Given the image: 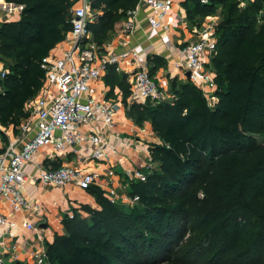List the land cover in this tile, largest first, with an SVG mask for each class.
Listing matches in <instances>:
<instances>
[{
    "label": "trees",
    "instance_id": "1",
    "mask_svg": "<svg viewBox=\"0 0 264 264\" xmlns=\"http://www.w3.org/2000/svg\"><path fill=\"white\" fill-rule=\"evenodd\" d=\"M79 1L0 0L20 14L19 21L0 25V61L6 71L0 75L1 128L16 131L27 118L25 106L45 80L42 62L72 31L71 10ZM90 4L99 14L87 33L102 50L139 0ZM181 6L190 28L221 13L216 52L207 65L216 76L219 102L209 107L192 82L169 76L170 100L130 103L128 75L107 67L108 98L115 99L118 91L127 116L139 127L150 122L162 141L149 149L158 168L145 182L130 183L129 195L139 202L127 210L91 187L98 209L82 206L85 216L76 211L72 219L64 218L66 235L56 236L47 248L51 264H151L156 244L166 242L172 253L193 231L210 239L208 264H264V144L255 138L264 136V0L244 6L238 0H185ZM167 65L161 56L147 57L155 80ZM1 134L0 154L9 146L8 136Z\"/></svg>",
    "mask_w": 264,
    "mask_h": 264
},
{
    "label": "built area",
    "instance_id": "2",
    "mask_svg": "<svg viewBox=\"0 0 264 264\" xmlns=\"http://www.w3.org/2000/svg\"><path fill=\"white\" fill-rule=\"evenodd\" d=\"M183 1L185 0H139L137 9L129 13L120 31V46L123 47L121 51H102L90 41L87 25L97 20L90 0H80L79 6L71 10L72 31L64 42L70 49L62 57L50 54L43 60L42 69L46 76L41 92L26 104L27 118L17 127V132L11 127L13 136L9 146L5 153L0 154V197L8 202L14 212L29 210L41 219L42 208L37 204H30L23 193L28 181L44 187L63 188L74 185L87 191L97 186L101 179L97 171L88 172L72 166L53 169L42 162L36 164L34 157L42 150H47L46 160L57 161L70 151L82 162L86 159L87 151L80 149V146L88 144L89 158L104 163L110 162L112 156L123 154L131 148L133 140L116 138L114 142H109L106 135L117 126L119 107L114 99L98 94L96 86L103 82L107 67L116 66L118 72L128 75L131 85L130 103L144 105L150 101L159 104L170 100V94L150 76L144 58L130 44L140 27L141 11L146 13L147 24L152 32L169 31L180 20L174 8ZM199 1L208 4L210 0ZM238 1L244 6L247 1L254 0ZM218 26L217 21L195 25L191 29L194 41L173 48L179 56L177 67L184 70L187 81L201 90L211 108L219 100L216 96V76L207 65L216 52ZM5 74L4 70L0 73L2 77ZM98 122L101 123V128L95 132ZM84 129L89 130L87 134L82 133ZM29 164L36 167L35 174L25 171ZM147 168L151 172L156 170L152 160ZM114 173L115 170L112 174ZM125 173L131 182L146 181V175L140 170H125ZM103 189L112 204L123 203L133 208L139 202L138 197H121L114 189ZM73 216L74 214L68 215L71 219ZM15 230L34 231L36 226L28 221L17 224L0 213V237L14 236ZM0 245L3 247V242ZM30 257L34 264H51L46 253L32 252ZM0 264H7L2 253Z\"/></svg>",
    "mask_w": 264,
    "mask_h": 264
},
{
    "label": "crops",
    "instance_id": "3",
    "mask_svg": "<svg viewBox=\"0 0 264 264\" xmlns=\"http://www.w3.org/2000/svg\"><path fill=\"white\" fill-rule=\"evenodd\" d=\"M182 3L177 4L174 8L180 20L176 26L169 31L152 32L147 24L146 13L140 12V27L131 40V46L137 49L139 54L144 58L147 63L149 55H158L167 61V68L161 69L156 79L160 86L167 93L169 80L171 78H179L186 81L187 76L184 70L177 67L179 56L173 49L176 46L186 45L194 41L191 34L190 24L187 20L185 10L181 6ZM79 4L76 5V7ZM95 15L99 12L94 11ZM20 20V14L10 11V6L7 9L0 4V25L4 22H17ZM221 21V13L219 12L214 17H206L203 22ZM125 21L117 24L113 33L111 41L106 43L102 51L117 50L121 51V37L120 31ZM201 23V24H202ZM70 46L66 43L59 44L52 52L51 55L55 57H62L64 52L69 50ZM142 62V61H141ZM136 68V66H134ZM4 70V63L0 61V73ZM134 70V69H132ZM99 96H107L110 89L106 87L104 80L97 84ZM115 101L118 102L117 112V126L113 131L107 133L109 142H114L116 138L120 140L130 139L133 140L131 148L127 149L123 154L112 156L110 162L98 163L91 160L90 150L88 144L80 146V149L87 151L86 159L82 162L78 161L73 152L68 151L63 154L57 161L46 160L47 150H42L34 157V162L40 164L48 162L54 169L55 164L64 166L78 167L88 172L97 171L101 175L96 187L114 189L121 197L130 196V183L125 170H140L143 172L147 170V165L151 162L150 147L152 145H161L162 141L154 134L151 123L146 122L142 127L137 126L133 120L127 116L126 108L122 103L121 95L118 91L115 93ZM101 123L95 125V132L99 131ZM9 129L1 128L0 131L4 132L9 141L13 136L12 131ZM89 130H82L83 134H87ZM8 132V133H7ZM0 150L3 149V143L0 141ZM89 158V159H88ZM156 165V164H154ZM115 170V173L112 172ZM121 170V172H119ZM143 170V171H142ZM28 174H35L36 167L29 164L25 167ZM146 172V171H145ZM144 173V172H143ZM24 195L29 199L30 204H37L42 208L41 219L32 214L29 210H22L14 212L9 206L8 202L0 197V213L6 215L8 218L21 224L24 221L36 226L34 231H14V236H1L0 243L3 242V247L0 245V253L4 254L7 259V264H16L18 262L26 264H34L31 260L30 254L32 252H41L47 254V248L54 242L56 236L66 235V230L63 226L64 218L69 214H74L76 211L83 216L85 213L81 210L82 206H90L91 208L98 209L95 198L89 193V190L84 191L74 185H67L63 188L56 186L44 187L39 183L28 181L23 189ZM17 234V236H15Z\"/></svg>",
    "mask_w": 264,
    "mask_h": 264
},
{
    "label": "rangeland",
    "instance_id": "4",
    "mask_svg": "<svg viewBox=\"0 0 264 264\" xmlns=\"http://www.w3.org/2000/svg\"><path fill=\"white\" fill-rule=\"evenodd\" d=\"M2 138L3 136L0 131V141H2ZM255 138L259 144H264V136H257ZM1 146L2 145H0V147ZM154 166L157 170L158 166ZM143 172L145 175H147L148 172L151 171L147 168V170L145 169ZM118 205L123 210L130 208L123 203H119ZM210 246V239L208 240L206 238L205 233H194L193 231V233L190 234L185 240L181 241L179 245L174 247V251L172 253H169L170 249L166 242L156 244V262H152L151 264H208L213 258V251H211L212 249ZM143 252L144 251L142 250L140 251V257L145 260V256L147 255H143ZM148 260L152 261L153 257H148Z\"/></svg>",
    "mask_w": 264,
    "mask_h": 264
},
{
    "label": "water",
    "instance_id": "5",
    "mask_svg": "<svg viewBox=\"0 0 264 264\" xmlns=\"http://www.w3.org/2000/svg\"><path fill=\"white\" fill-rule=\"evenodd\" d=\"M188 76H189V74H188ZM119 172H121V170H119Z\"/></svg>",
    "mask_w": 264,
    "mask_h": 264
}]
</instances>
